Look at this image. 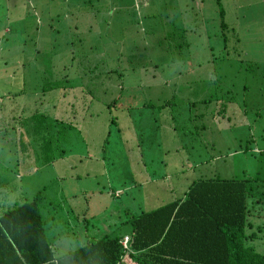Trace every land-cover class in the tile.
Wrapping results in <instances>:
<instances>
[{
  "label": "rangeland",
  "instance_id": "1",
  "mask_svg": "<svg viewBox=\"0 0 264 264\" xmlns=\"http://www.w3.org/2000/svg\"><path fill=\"white\" fill-rule=\"evenodd\" d=\"M131 1L0 0V212L42 195L59 252L199 178L264 180V0H168L170 27ZM35 113L62 123L52 153Z\"/></svg>",
  "mask_w": 264,
  "mask_h": 264
},
{
  "label": "trees",
  "instance_id": "2",
  "mask_svg": "<svg viewBox=\"0 0 264 264\" xmlns=\"http://www.w3.org/2000/svg\"><path fill=\"white\" fill-rule=\"evenodd\" d=\"M224 11H219L221 26L227 29ZM43 85L38 88L45 94L58 87L51 80ZM32 118L28 142L39 140L52 153L62 123L44 113ZM41 196L0 212V264H264L254 244L264 229L258 220L264 211V180L199 178L184 197L127 215L121 224H130L129 232L87 239L65 252L48 236ZM126 236L127 246L122 243Z\"/></svg>",
  "mask_w": 264,
  "mask_h": 264
},
{
  "label": "crops",
  "instance_id": "3",
  "mask_svg": "<svg viewBox=\"0 0 264 264\" xmlns=\"http://www.w3.org/2000/svg\"><path fill=\"white\" fill-rule=\"evenodd\" d=\"M112 1H114V3H121L122 2V0L120 1V0H116V1H118V2H116L115 0H112ZM134 1V0H133ZM145 1L146 0H135L134 1V6L135 7H137V10L138 11H142V13L145 15V13H147V14H149V12H148V10H147V12H146V10H144V9H138L139 8V6L142 4V3H145ZM150 3H152L154 0H148ZM164 1V8H165V6L167 5V1L168 0H163ZM185 0H181V3H182V7H181V12L179 13L178 12V15L179 14H181L182 15V12L185 10V8H186V6H184V4H183V2H184ZM155 2V1H154ZM153 2V3H154ZM178 2H179V0H178ZM137 3L139 4L140 3V5H137ZM149 4H146V6H148ZM177 8V7H176ZM166 11V12H165ZM176 11L177 10H175V9H169V8H167V6H166V8L165 9H163L162 11H160V13H163V15H164V17H165V19H166V25L168 26V27H170V26H177V21L176 20H172V18H175V14H176ZM151 12V11H150ZM187 12H189V11H187ZM138 13V12H137ZM177 15V16H178ZM177 18V17H176Z\"/></svg>",
  "mask_w": 264,
  "mask_h": 264
},
{
  "label": "built area",
  "instance_id": "4",
  "mask_svg": "<svg viewBox=\"0 0 264 264\" xmlns=\"http://www.w3.org/2000/svg\"><path fill=\"white\" fill-rule=\"evenodd\" d=\"M128 236H126L123 240H122V243L127 246V241H128Z\"/></svg>",
  "mask_w": 264,
  "mask_h": 264
}]
</instances>
